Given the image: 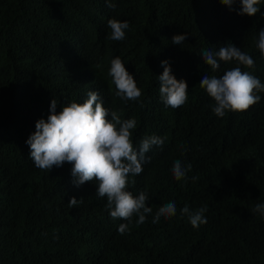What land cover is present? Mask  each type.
Wrapping results in <instances>:
<instances>
[{
    "label": "trees",
    "instance_id": "trees-1",
    "mask_svg": "<svg viewBox=\"0 0 264 264\" xmlns=\"http://www.w3.org/2000/svg\"><path fill=\"white\" fill-rule=\"evenodd\" d=\"M0 0V264H264V93L242 113L217 117L214 101L199 86L203 75L220 77L201 49L233 44L255 61L264 83V58L256 47L264 27V2L253 17L237 15L220 0ZM109 19L127 21L123 41L109 39ZM184 34L182 45L172 37ZM119 56L143 95H115L108 75ZM167 60L188 85V102L171 109L161 101L157 77ZM100 65V67H97ZM248 70V69H245ZM89 91L121 119L134 118L133 143L151 135L164 140L146 154L142 174L129 191H146L153 209L146 222L112 219L96 182L72 183L71 164L50 172L36 168L26 144L35 122L57 109L83 103ZM190 163L187 182L177 181L173 163ZM198 179L193 182L191 177ZM70 197L83 202L70 208ZM174 201L177 214L152 223L155 212ZM206 206L207 222L193 228L180 209Z\"/></svg>",
    "mask_w": 264,
    "mask_h": 264
},
{
    "label": "clouds",
    "instance_id": "clouds-1",
    "mask_svg": "<svg viewBox=\"0 0 264 264\" xmlns=\"http://www.w3.org/2000/svg\"><path fill=\"white\" fill-rule=\"evenodd\" d=\"M237 2L240 5L237 15L253 17L260 12L259 5L264 0H220L230 11L234 10L233 5ZM105 3L109 8H115V3L109 0H105ZM107 27L110 29L109 39L123 41L129 23L109 19ZM257 36L256 47L264 58V27L259 29ZM186 39V35L177 34L171 41L174 45H182ZM201 59L213 71L220 68L221 61L226 64L235 62L236 65L225 70L220 77L203 75L199 81V86L214 101L212 111L217 117H224L226 112H245L260 102L259 93H264V83L251 71L255 68L251 55L231 43L219 47L216 52L201 49ZM160 63L163 67V72L157 77L160 99L171 109L182 108L188 102V85L183 79L175 78L167 60ZM108 75L115 85L117 97L125 102L140 100L142 90L119 56L111 59ZM56 109L57 100L52 99L47 120L38 119L35 131L26 140L34 166L50 172L53 167L59 168L69 163L72 183L76 187L95 181V194L106 198L110 217L127 222L118 227L121 235L129 231L134 217H138L136 225L144 224L153 209L148 206L146 191L134 195L128 190L130 184L135 185V180L130 177L142 174L146 154L153 146L162 147L164 140L157 135L146 136L141 139L138 147L135 146L133 130L137 127L136 120H122L116 111L104 107L96 91H89L83 103L71 102L61 107L59 112ZM191 170L190 163L176 160L172 174L175 180L186 183L189 179L187 174ZM191 179L195 182L198 177L192 176ZM82 202L83 198L70 197L68 205L72 208ZM206 211V206L195 211L187 205L180 209L181 215L188 217L193 228L207 222ZM253 211L264 217V203H257ZM176 214V203L168 202L155 212L152 223H159L161 217L168 219Z\"/></svg>",
    "mask_w": 264,
    "mask_h": 264
}]
</instances>
